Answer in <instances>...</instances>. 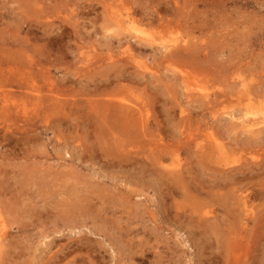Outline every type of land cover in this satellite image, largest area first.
<instances>
[{
  "label": "rangeland",
  "instance_id": "rangeland-1",
  "mask_svg": "<svg viewBox=\"0 0 264 264\" xmlns=\"http://www.w3.org/2000/svg\"><path fill=\"white\" fill-rule=\"evenodd\" d=\"M106 3L103 11L98 0H0V216L11 232L0 264H220L217 236L204 253L173 217L177 203L186 220L198 216L191 198L204 210L216 198L192 188L184 194L165 174L197 169L212 185V172L241 174L251 161L264 163V123L257 136L232 129L228 113L241 116L242 106L224 101L228 112L214 115L198 101L201 91L228 88L225 64L264 83V0ZM129 11L145 21L165 18L160 29L140 27L151 43L108 24L112 13L127 20ZM164 44L184 54L167 62ZM128 46L136 59H127ZM208 131L225 143L227 163L202 154ZM260 168L250 184L256 194L264 190ZM255 203L262 220L258 230L248 226L259 235L254 264L256 256L264 260V195Z\"/></svg>",
  "mask_w": 264,
  "mask_h": 264
},
{
  "label": "bare ground",
  "instance_id": "bare-ground-1",
  "mask_svg": "<svg viewBox=\"0 0 264 264\" xmlns=\"http://www.w3.org/2000/svg\"><path fill=\"white\" fill-rule=\"evenodd\" d=\"M98 1L102 3L103 8H104L103 11H105L106 8L108 6H110L109 3H106V0H98ZM107 9H109V8H107ZM95 10H97V9L95 8ZM109 17H110V21L108 24H110V23L114 24L113 26H116L119 30V33H121V34L122 33L123 34L129 33V35L131 34V35L135 36L136 42H138L140 44L151 43L149 41L150 39L148 37H145L141 34L142 33V29L140 28L141 26L149 25V26L155 27L156 29H160V28H162V25L165 22L164 17H159L155 21L152 18L150 21H145L143 17H141V16L139 17V16L135 15V13H133L132 11L128 12V19L127 20L124 18H121L119 16V14H117V13H112ZM170 46L171 45H169V44H164V46H163L164 47L163 50L165 51L163 55H165V57L167 58V62H169L170 60H174L175 58L182 57V55L184 54V51L182 53L180 52V51H182L183 48H181V50H179V51H176V50L171 49ZM139 48H142V47L140 46ZM157 48H159V47H157ZM184 48H186V47H184ZM135 49H137V47L134 48V50ZM128 50H130V53H132V55H130L127 59H131L132 57L134 59H136L137 55L135 54V52L131 51L130 47L128 48ZM187 52H189V50H187ZM137 53L139 55L142 54V52L138 49H137ZM196 53H197V51L194 52L193 54H196ZM184 56H186V55H184ZM124 59L125 58H123V60ZM199 59H197V61ZM138 61H139V59H138ZM193 61L194 60L192 59V62ZM198 63H200V62H198ZM147 64L145 63V61L140 62V66L149 67ZM221 67H222L221 68L222 71L224 72L223 73V80L228 83V88L221 89L218 92H215L213 94H208L204 91H201L202 94L200 95L201 97H199V100H198L199 106L202 105V106H204L203 108H205V106L209 107L208 105H210V107L208 109L210 110V113H212L214 115L217 114V112H218L217 110H219V108L223 109L222 112H228L226 110V107H228L227 106L228 104L224 105L223 104L224 101H229L232 104H237V105H239V107L242 106L241 110L239 109L241 112V116L236 117V115L233 114L232 111H229V113H228L232 116V121H231L232 129H237L238 127H242L243 130L249 131L253 135L255 133L257 136L258 133L261 130H263L262 127L264 125L263 124L264 123V83L262 81H260V77L255 80V75L253 77H250V78H249V76L244 75L243 71H239V66H237V67L234 66L233 67L234 70H231L230 68H228V70H227L228 66H226V64L224 66L222 65ZM153 71H155V69ZM235 71H238L236 73L237 76L234 75ZM129 72H131V71H129ZM181 72H182L181 75H184L183 74L184 70H182ZM124 76H125V74H124ZM130 76L132 78H136L137 74H134L132 72V73H130ZM189 96H191V94ZM191 101H195V99H191ZM129 108L132 109V107H129ZM121 109H120V111H121ZM112 110H113V107H112ZM115 110L119 111V108L115 109ZM101 111L103 113V110H101ZM123 111H125V110H123ZM130 111H134V110H129V111L126 110V113L127 112L128 113L127 114L125 113V114L128 115L129 113H131ZM147 111H149V110H146V108L145 109L141 108L139 110L138 114H140V118L143 122H148L149 115H148ZM234 113H237V112H234ZM138 114H136V115H138ZM104 115H106V114L104 113ZM113 115L115 116V113ZM129 116L131 117L132 115L130 114ZM122 117H124V116H122ZM119 119L117 118V120L120 121V123L123 122V121H121V119H122L121 117ZM235 119H239V120H235ZM105 120H107L106 117H105ZM99 122H101V121H99ZM131 123H132V121H131ZM208 128H209V126H207V129ZM207 129L205 128L204 130L207 131ZM231 132H233V131H231ZM240 132H242V131H240ZM207 137H209L208 145L204 142L205 144L202 143L200 145V147H201V149H203V148H208L210 146V149L209 150L208 149L202 150V154L206 153V159H208V158H212V159L214 158L215 159L217 157L216 160H218L219 162L224 161L225 163H227L226 160L228 159V155L225 154V150H224L225 143L220 139L219 135L215 134V132L213 133V132L208 131ZM103 139H105V138H103ZM212 146L216 147V150H218V154L216 156H214L215 153L212 151L213 150ZM223 157H224V159H223ZM251 162H252V164L248 165L245 168V169H249V170L248 171L243 170L241 172V174H239L240 172L233 173L232 171L230 173H226L227 169H225V171L223 172V174L225 173L224 175L223 174L220 175L217 173L215 174L213 172L211 174L209 173L210 178H212V179H210L211 180L210 183H213L212 185H206L205 184V182L203 180L205 177L202 179L200 177L201 175L198 174V176H197V169H188L187 172H189V176H186L183 173H181L182 169H180L181 171H178V172L174 170L176 173H174V176L172 178L169 177V172H166V174H165V172H159V174H156V175H158V177L161 180L166 175V177L169 178L170 180H172L174 182V184H178L176 186L181 187L184 190V194H187V192L190 191V189L192 188L191 192L195 191L194 193H196V196H197V193L201 194L203 192V193H206V195L213 196L216 198L215 200H212V201H214V205H215V203H217L216 207H211V208L209 207L208 209H205V210L203 207L205 202L199 201L198 199H200V198H198V196L194 200H193V198H191V201H193V202L189 203V205L191 206V211H192V213H197L198 216H197V218H189L186 220H183V218L181 219V214H180V211H178V210L179 209L181 210L182 206L179 203H177L176 205H174V207L177 210L173 214V217L176 221H179L180 224H182L186 230H188V232L192 235V238L197 239V241L195 240V242H198L199 245H201L203 247L204 253L207 252V249H209L212 246L209 238L212 237V235L215 238L217 236V238H216L217 242L215 240H213L214 241L213 243H215V242L218 243L219 247L218 246L217 247L221 249V254H219V255H221L220 260H222V263H220V264H254L256 261L255 257H254V260L251 261L252 255L250 253L252 251L253 243L254 244L259 243L258 240L256 239V237H258L259 235L256 234L255 238L253 236H251L248 233L249 232L248 226L253 221V225H252L253 227L252 228L255 227V229H257L261 223V220H262L260 217L261 213H260V211H257V210H259L258 209L259 204L255 203V199L259 198L260 196H263L264 190H263L262 194H259V193L256 194L254 191H252L250 184L253 183V178L255 177V175H252V173L254 172L255 169H259L260 167H261L260 169H262L264 167V163L260 164L259 162H256V161H251ZM178 164H180V163H178ZM256 167H258V168H256ZM163 169H165V168H163ZM219 169H217V170H219ZM172 170L173 169H171V171ZM217 170H215V171H217ZM222 170H220V171H222ZM209 174H208V176H209ZM175 182H177V183H175ZM261 185L263 187L264 182ZM191 197H194V196H191ZM203 199H205V197ZM204 201H206V200H204ZM208 201H211V200H208ZM100 206H101V209H103V207H102L103 205H100ZM76 208H77V206H76ZM105 208L107 209V207H105ZM202 210H204V211H202ZM216 211H218L220 214H218ZM198 212H200V213H198ZM183 216H186V215H183ZM1 218L2 217L0 216V248H2L5 245V240L7 239V235H10V233H11L10 231L7 230L6 224H4V221ZM70 218H72V217H70ZM128 221H129V219H128ZM143 226H146V225H143ZM125 231H129V230H125ZM130 231H132V230H130ZM125 235H127V234H125ZM130 236H132V235H130ZM120 237H121V235H120ZM199 239H201V240L199 241ZM128 240L131 241V239H128ZM211 240H212V238H211ZM140 243H142V242H140ZM80 246H81L80 244L75 245V247H74V245H72V247H69L67 245V247L69 248V249L67 248V250H69V251L66 250L67 252L65 255L69 256L68 252L71 253L76 248H80ZM120 247H122V245ZM258 248H259V246L256 249H258ZM134 249H136V248H134ZM219 255H218V257H219ZM216 256H217V254L215 255V253H214V255H213V252L209 250V255L207 256L208 261L211 260V262L213 263ZM54 257H56V256H54ZM256 257H257L256 264H264L263 258H258L259 256H256Z\"/></svg>",
  "mask_w": 264,
  "mask_h": 264
}]
</instances>
